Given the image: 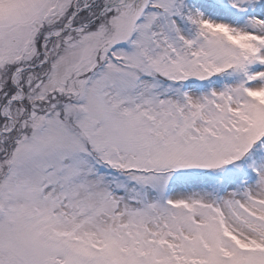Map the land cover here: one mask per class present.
<instances>
[{"label": "snow or ice", "instance_id": "1", "mask_svg": "<svg viewBox=\"0 0 264 264\" xmlns=\"http://www.w3.org/2000/svg\"><path fill=\"white\" fill-rule=\"evenodd\" d=\"M0 264H264V0H0Z\"/></svg>", "mask_w": 264, "mask_h": 264}]
</instances>
